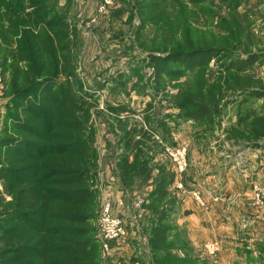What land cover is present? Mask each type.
<instances>
[{
	"label": "trees",
	"instance_id": "trees-1",
	"mask_svg": "<svg viewBox=\"0 0 264 264\" xmlns=\"http://www.w3.org/2000/svg\"><path fill=\"white\" fill-rule=\"evenodd\" d=\"M165 1L136 0L135 4L143 18L160 26L167 16ZM186 1L196 7L215 2ZM223 2L237 17L246 11L240 9L247 0ZM52 4V0H0V71L4 77L10 76L5 81L4 112L0 113V264L101 263L99 233L92 225L97 217L94 207L99 189L95 183L100 155L95 147L96 131L88 123L91 95L84 91L71 56L78 29ZM5 20L7 27L1 25ZM224 27H231L229 33L210 40L200 38L198 45L177 46L167 54L151 52L143 63L153 67V82L160 90L164 79L177 81L174 86L182 88L178 116L198 122L202 139L222 129L227 107L234 105L236 121L223 130L225 136L264 148V114L260 111L264 103L255 107L257 100L264 99V90L254 86L259 82L245 77L237 86L243 91L235 99H226L227 92L223 95L220 90L226 85L220 81L222 77L242 79L239 76L254 68L264 53L247 50L243 55L241 38H249L250 33L238 22ZM215 57L216 62L220 58L224 62L212 70L211 75L218 77L207 86L203 76ZM127 108L117 105L109 110L120 114ZM145 125L125 130L116 145L123 149L121 158L117 157L122 184L131 189L153 177L145 204L151 210L150 227H146L154 253L151 264H194L192 257L172 251L176 245L170 240L168 218L175 199L168 188L176 172L162 168L155 178L152 175L151 157H142V150L158 130L149 116ZM134 261L144 264L138 258L129 264Z\"/></svg>",
	"mask_w": 264,
	"mask_h": 264
},
{
	"label": "rangeland",
	"instance_id": "rangeland-1",
	"mask_svg": "<svg viewBox=\"0 0 264 264\" xmlns=\"http://www.w3.org/2000/svg\"><path fill=\"white\" fill-rule=\"evenodd\" d=\"M52 1L51 6L66 15L70 23L78 29L76 47L71 52V56L77 68L78 79L84 85V91L91 95L87 104L91 113L88 123L96 131L95 147L100 155L97 168L99 175L95 183V187L99 189L96 207H94L97 217L92 224L96 227L97 233H99V216L103 199L101 190L104 183L106 182L107 185L110 183L112 191L121 193L122 197L124 194L129 198L127 196L130 195L129 190L135 191L132 204L116 212L125 218L126 226L131 232L132 244H127L123 250L121 249L123 260H120L121 255L117 247L122 246L126 239L120 244L117 243L118 245L110 253H102L101 250L100 264H128L133 255L142 259L144 264H150L153 261L154 253L147 247L150 230L145 228L147 225L150 227L151 210L145 206V203L148 204L150 199L147 197V191H151L154 185L153 177L148 182L133 185L131 189L125 188L117 168V157L121 158L123 149L116 148L125 130L147 127L145 125L147 116L152 119V124L156 126L158 132L154 133L152 139L146 140L142 157H151L150 164L154 169L152 174L154 178L162 168L166 171L169 168L176 171L170 151L185 147L188 172L195 173L193 185H190L192 176L183 175V179L190 185L187 188L189 194H185L187 199L193 206L202 208L206 214H211L213 209L230 211L224 212L225 216L229 217L228 220L222 213H218L222 219L221 229L217 235H214L212 230L211 234L209 231L200 230L197 232L194 240L196 244L193 247L190 242V248L180 251L177 246L179 243L176 242L177 245L172 247V251L179 256L185 254L189 258L192 257L190 260L195 262L194 264H235L236 261L242 264L251 261V264H256L254 259L245 260V255L239 253V248L242 247V241H248L245 243H248L256 254L259 252L256 244L264 241V203L261 205L256 203L258 197L263 196L264 199V176L253 174L255 171L259 173L256 166L259 154H253L255 153L253 151L257 149L253 147L249 149L250 164L246 163L244 166H248L251 171L244 178L237 177L240 173L239 169H242L239 166L234 174L225 173L230 156H233L234 151L240 148L239 146L247 143L243 138L238 136H235L238 139L230 138L223 133L225 128L236 121L237 107L234 105L227 107L225 115L227 120H224L222 129L215 135L208 136L209 139H202V128L198 122L178 116L177 102L181 97L179 92L182 88L174 86L177 81L169 82L164 79L163 89L160 90L153 82V67L143 63V60L148 58L151 52L167 54L177 46L187 48L191 43L194 46L198 45L200 38L210 40L220 34L225 35L229 33L231 27H224V25H229L230 22L242 24L243 31L251 35L249 38L248 35H243L241 38L245 46L240 53L244 55L247 50L264 51V36H254L251 30L256 24H259V27L256 26L253 31L262 29L264 26V0H247V4L241 8L246 11L240 17L227 8L223 0H214L212 5L206 3L197 7L186 0H166L163 4H165L167 16L164 18L165 23L162 22L160 26L151 24L142 17L136 7V0H112L111 5L105 11L102 10L103 12L100 10L101 0ZM242 18L244 20H241ZM1 25L7 27L9 23L5 20ZM261 31L264 33V28ZM216 59V57L212 59L206 66L203 82L207 86L213 82V78L218 77V74L211 75L212 70H218L224 62L220 60L221 58L216 62ZM258 63L259 61L254 68L241 74L239 77L242 79L231 78V76L220 79L226 83L224 87L223 85L220 87L223 95L227 92L226 99H235L237 95H240L243 90H239L237 86L241 85L247 76H250L252 81L259 82L254 84L255 87L264 90V67L259 68ZM133 69L138 70L137 74ZM260 71L261 76H259ZM2 73L3 71H0L1 115L8 97L5 95V81L10 77L8 74L4 77ZM263 103L264 99H259L255 107L260 108ZM117 105L128 107V111H121L120 114L111 113L109 107ZM163 125L166 127L164 128ZM135 155L136 151L130 154L131 161ZM0 188H2L1 183ZM195 190L202 194L206 207H201L197 202L193 194ZM139 201H142L141 206H138ZM202 213L201 216H203ZM142 228L145 229L142 230ZM206 228L209 230V227ZM186 229L188 230L187 226ZM170 232L171 236L175 232V234L179 233L178 226L172 224ZM179 236L182 239V235ZM179 236H172L171 240H178ZM215 237H217L215 240H210ZM187 239L190 241L188 235ZM217 239L222 242L220 243ZM212 243H218L219 251L215 255H210L206 248ZM260 247L264 249V246ZM259 262L262 264L264 258Z\"/></svg>",
	"mask_w": 264,
	"mask_h": 264
},
{
	"label": "crops",
	"instance_id": "crops-1",
	"mask_svg": "<svg viewBox=\"0 0 264 264\" xmlns=\"http://www.w3.org/2000/svg\"><path fill=\"white\" fill-rule=\"evenodd\" d=\"M246 4H247V2H245V5ZM240 10L244 11L245 9H243V10L240 9ZM256 26L259 27V24H256ZM256 26L253 25L254 28L253 27L251 28L252 35L259 36V37L264 36V33H262V31H261L264 28V26L262 27V29L259 28V30L253 31L254 29H256ZM263 52H264L263 50L260 51V53H263ZM258 64L259 65H257V66H259V68H263L264 67V55L261 56L260 61H259ZM261 75H262V73L260 71L259 72V76H261ZM260 111H261V114H264V110L263 109L260 110ZM235 119H233V120H235ZM203 142H205V141H203ZM244 144H246V145L239 146L240 148H238L237 151H234L233 156H230V159H229L230 162H229V165H228V169L225 171L226 174H228V175L234 174L235 171H236V168L238 166H239V168H242L241 170L239 169L240 173H239V176H237L238 178H244L248 174V172L251 171V169H248V166H246V167L244 166V165H246V163H249V159H251V157H249L250 154H251L249 149H251V148L248 146L247 143H244ZM232 145H235V144H232ZM232 145H230V146H232ZM232 147H235V146H232ZM255 149H257V150L253 151V152H255L253 154H259L258 158L256 160L257 163H258V165H256V166H257V169H258L259 173H256L257 171H255V172H253V174H258L260 176L261 175L264 176V151H262V150H264V148H255ZM175 172H176V179H175L174 183H172L169 186V188H168V191L170 193V197H174V199H175L174 200V204H173L174 206L169 211L170 212V216L168 218V222L171 225L175 224V225L178 226V232L179 233L175 234L176 233L175 232L174 235H172V236H179L181 234L182 235V239L179 236L180 238H178V240L172 239V241L175 243V245H177L176 242H178L179 243V245H177L178 249L180 251H182V250H186L187 248H190L189 247V243L190 242H191L190 245L192 247H193V245L196 244L194 240L196 239L197 232H200V230H203L205 232L209 231L210 234L213 231V234L217 235L219 233L220 229H221L220 222H221V219H222V218H220V215H218V213H222V215L225 217V219L228 220L229 217H226L224 212H230V211H227L225 209H215V210L211 209L212 213L211 214L210 213L206 214V213L203 212L202 208L200 209L195 204H194L195 206H193L192 202L187 199L185 194H189V191H187V188H189L190 185L194 184L192 182L194 180V177H195L194 171H191V172L189 171L188 174H187V176H192L191 177L192 180H190V185L188 183L187 184L185 183V181L183 179V175L184 174H179V173H177V171H175ZM180 183L183 184V186H184L183 189L179 188V184ZM112 187L114 188V184H113ZM113 191H112V188H111V184L108 183V185H107L106 182H105L104 186H103V188L101 190V193H102V195H106L108 192H111L112 193V197L111 198H112L113 201H117L119 199H122L124 201V205L123 206L119 205V207H116V209H115V214H116L117 210H119L120 208H123L125 206L127 207V206L132 204V202H131L133 200L132 196H134L135 191L134 190H132V192L129 191L130 195L129 194L127 195V196H129V198L125 197L124 194H123V197H122L121 193H114L115 191L114 192ZM149 192L150 191H147L148 195H149ZM172 212H173V214H172ZM201 213L203 214V216L200 215ZM171 214H172L173 218L171 217ZM117 215L122 217L123 219H125L123 216H121L119 214H117ZM207 218H208V221H207ZM184 224L188 227V230L186 229V226ZM126 225H127V222H126ZM206 227H209V230ZM145 228H142V230H144ZM127 230H128V236H127L126 240L123 241L122 246L117 247L118 251H119V252L118 251L117 252L119 253V255H121L120 260H123V258H124L123 254H122L123 251H121V249L123 250L127 246V244L130 245V243L132 241L131 232H130V229H128V226H127ZM191 231H192V233H191ZM187 235L189 236L190 241L187 239ZM170 236H171V232H170ZM171 237H170V240H171ZM216 238L217 237L211 238L210 240H215ZM217 241L220 242V240H218V239H217ZM221 242H222V240H221ZM245 242H248V241H242V247L239 248V250H240L239 253L241 255H245V260H248L249 258H251V259H254L256 261V264H261L259 261L262 258H264V255H263V252H261L262 248L260 246H264V241H262L263 242L262 245H261L262 242H258L256 244V245H258L257 248H259V252L256 253V254H255L256 251L253 250V249L251 250V246L248 243L246 244ZM116 245H118V244H114V247ZM148 245H149V243H147V247L150 248V246H148ZM256 250L258 251V249H256ZM262 255H263V257L261 258ZM126 256H128V255H126ZM184 256H185V254L183 256H180V257H184ZM132 258L135 259L137 257H134V255L132 257H130V259L128 261L129 263L131 262ZM240 260H243V259H240ZM124 261L126 262L127 260L125 259ZM217 262H219V261L217 260ZM247 263L251 264L252 262L249 261ZM247 263L245 262L243 264H247ZM123 264H126V263H123ZM134 264H139V262H135L134 261ZM150 264H151V262H150ZM235 264H242V263L236 261Z\"/></svg>",
	"mask_w": 264,
	"mask_h": 264
},
{
	"label": "built area",
	"instance_id": "built-area-1",
	"mask_svg": "<svg viewBox=\"0 0 264 264\" xmlns=\"http://www.w3.org/2000/svg\"><path fill=\"white\" fill-rule=\"evenodd\" d=\"M101 1L102 5L100 7V10L101 12H103L111 5L112 0ZM170 153L172 156V160L175 162L177 173L184 174L188 169L185 147L171 150ZM179 188H184L182 183L179 184ZM193 194L197 202H199L200 206L206 207V203L204 202L200 191L195 190ZM102 196V208L99 216V243L102 253H110L114 248V244L120 243L128 236V230L125 220L115 214L116 207H119V205L123 206L124 201L121 199L113 201L111 198V192H108L106 195ZM262 197L257 198L256 203L258 205L264 203V199ZM141 204L142 201H139L138 206H141ZM206 248L210 255H215L219 251L218 243L209 244L206 246Z\"/></svg>",
	"mask_w": 264,
	"mask_h": 264
}]
</instances>
